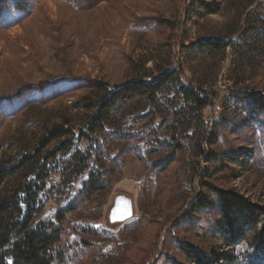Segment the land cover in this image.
<instances>
[{"label": "rangeland", "instance_id": "rangeland-1", "mask_svg": "<svg viewBox=\"0 0 264 264\" xmlns=\"http://www.w3.org/2000/svg\"><path fill=\"white\" fill-rule=\"evenodd\" d=\"M205 1L220 11L202 13L192 0H0V167L32 155L24 171L33 178L32 169L61 143L66 159L80 152L70 169L56 165L46 179L52 190L50 200L44 194L43 216L72 201L97 154L105 160L117 153L111 146L106 156L114 123L159 142L153 152L148 145L124 152L108 190L72 215L70 244L88 247L77 264H193L185 250L215 253L220 244L217 211L196 207L205 193L215 204L220 190L233 189L264 206V116H250V102L242 101L264 96V0ZM214 41L229 46L197 52ZM173 69L208 106L187 107L168 86L154 105L137 101L86 135L94 111L75 104L98 99L97 84L114 91ZM221 153L239 156L216 163ZM11 182L0 187V199ZM118 195L133 201V217L112 223ZM218 252L229 253L225 246ZM220 259L214 264H226Z\"/></svg>", "mask_w": 264, "mask_h": 264}, {"label": "trees", "instance_id": "trees-1", "mask_svg": "<svg viewBox=\"0 0 264 264\" xmlns=\"http://www.w3.org/2000/svg\"><path fill=\"white\" fill-rule=\"evenodd\" d=\"M192 1L195 8L201 7L202 13L215 14L220 11V6L216 3L205 0ZM29 13L28 10L27 14ZM228 46L226 42L214 41L197 45L196 50L206 53L210 50H225ZM168 86L175 87L176 94L187 107L201 109L209 105L208 99L198 93V88L184 84L180 74L174 69L157 81L142 84L134 82L118 87L114 91H109L106 86L99 83L98 99H83L75 104L94 111L86 135L104 129L108 122H116L137 101H143L145 105H154L164 96ZM245 97L247 98H242V101L250 102V116L253 114L264 116V96ZM155 111L151 108L146 115ZM57 133V136L65 135L64 130ZM158 144L159 142L155 144L146 130L135 129L131 125L122 127L114 123V130L105 141L106 156L112 151L117 153L113 156L109 154L105 160L101 159L103 154H97L96 167L89 172L78 194L53 216L42 214L45 205L44 194L50 200L52 190H46V179L56 165L70 169L80 152L76 151L66 159L69 148H66V143H61L55 151L43 158L40 166L32 169L33 178H29V174L24 170L26 163L34 156L26 155L14 163H4L0 167V187L9 180L12 182L6 189L5 196L0 199V264H77L86 254L87 246L90 249L92 245L85 240L84 246L87 248L78 251L70 244L68 232L77 227L72 215L77 210L80 211L84 201H89L95 195L108 190L115 169L119 172L125 165L124 152L128 155L135 149H144L146 145L151 146L153 152L158 149ZM238 156L236 154L229 157L221 153L216 154L214 159L216 163L223 160L228 164V160L237 161ZM205 195V199L195 202L196 207L198 210L209 206L217 211L219 221L215 227V235L220 244L215 245V253L185 250L189 260L193 264H214L218 263L217 259L220 257L226 264H264V206L252 204L233 189L220 190L215 195V204L207 198V193ZM192 211L196 212L193 208ZM90 231L80 227L82 233L88 234ZM221 246L227 247L229 253L219 254L218 249Z\"/></svg>", "mask_w": 264, "mask_h": 264}, {"label": "water", "instance_id": "water-1", "mask_svg": "<svg viewBox=\"0 0 264 264\" xmlns=\"http://www.w3.org/2000/svg\"><path fill=\"white\" fill-rule=\"evenodd\" d=\"M118 196H124V200L126 204L125 211H124L123 217L119 219H113V217L110 215V220L112 223H117V222L122 223L133 217V201L125 195H118ZM113 211H114V207L111 208L110 214H112Z\"/></svg>", "mask_w": 264, "mask_h": 264}, {"label": "flooded vegetation", "instance_id": "flooded-vegetation-1", "mask_svg": "<svg viewBox=\"0 0 264 264\" xmlns=\"http://www.w3.org/2000/svg\"><path fill=\"white\" fill-rule=\"evenodd\" d=\"M125 200H124V196H118L115 198L114 200V211L112 214H110L113 219H119L123 217L124 211H125Z\"/></svg>", "mask_w": 264, "mask_h": 264}]
</instances>
